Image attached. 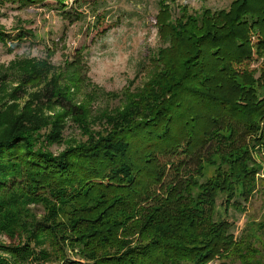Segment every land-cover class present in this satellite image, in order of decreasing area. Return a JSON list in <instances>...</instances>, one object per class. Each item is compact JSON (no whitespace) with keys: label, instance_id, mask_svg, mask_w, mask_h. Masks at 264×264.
<instances>
[{"label":"trees","instance_id":"16d2710c","mask_svg":"<svg viewBox=\"0 0 264 264\" xmlns=\"http://www.w3.org/2000/svg\"><path fill=\"white\" fill-rule=\"evenodd\" d=\"M177 22L171 47H188L157 77L159 95L92 146L55 157L0 141V230L22 229L0 242V264H264V219L238 238L224 217L264 188V64L257 78L249 66L264 52V0Z\"/></svg>","mask_w":264,"mask_h":264},{"label":"rangeland","instance_id":"374dc122","mask_svg":"<svg viewBox=\"0 0 264 264\" xmlns=\"http://www.w3.org/2000/svg\"><path fill=\"white\" fill-rule=\"evenodd\" d=\"M65 1L63 10L55 0H0V141L15 136L31 151L55 157L92 146L109 133L114 127L110 123L121 119L136 99L145 96L137 105L141 107L151 101L149 90L159 95V87L154 85L157 77L168 73L166 65L170 68L180 49L188 47L187 43L178 49L171 47V31L180 30L177 21L182 16L198 17L208 10L229 9L233 2ZM161 13L167 23L164 28L159 22ZM256 57L249 65L251 69L264 64V52ZM261 73L262 67L256 78ZM258 85L259 95H263L264 86ZM63 99L77 105L81 114L67 111L61 105ZM255 155L264 163V150L255 151ZM257 190L248 201L242 200L243 205L235 207L234 203L227 215L219 207L234 223L238 238L247 232L248 225L253 229L264 219V188ZM29 206L41 219L42 207ZM70 210L65 208L57 220L67 218ZM13 230L17 234L22 231L14 225L1 229L0 242L12 243L8 232ZM40 239H45V233ZM256 246L264 249L261 244ZM226 263L242 264L236 260Z\"/></svg>","mask_w":264,"mask_h":264}]
</instances>
